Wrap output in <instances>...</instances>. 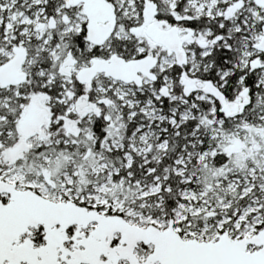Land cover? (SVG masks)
Masks as SVG:
<instances>
[{
  "label": "snow or ice",
  "instance_id": "1",
  "mask_svg": "<svg viewBox=\"0 0 264 264\" xmlns=\"http://www.w3.org/2000/svg\"><path fill=\"white\" fill-rule=\"evenodd\" d=\"M0 264H264V0H0Z\"/></svg>",
  "mask_w": 264,
  "mask_h": 264
}]
</instances>
